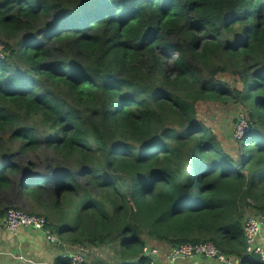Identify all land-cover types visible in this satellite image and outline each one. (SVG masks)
I'll return each instance as SVG.
<instances>
[{"label": "trees", "instance_id": "obj_1", "mask_svg": "<svg viewBox=\"0 0 264 264\" xmlns=\"http://www.w3.org/2000/svg\"><path fill=\"white\" fill-rule=\"evenodd\" d=\"M0 35V217L23 198L91 264H149V242L264 264L243 232L264 212V0H0ZM201 103L246 114L235 155ZM16 153L51 178L20 180Z\"/></svg>", "mask_w": 264, "mask_h": 264}, {"label": "built area", "instance_id": "obj_2", "mask_svg": "<svg viewBox=\"0 0 264 264\" xmlns=\"http://www.w3.org/2000/svg\"><path fill=\"white\" fill-rule=\"evenodd\" d=\"M0 47V60L4 58V50ZM249 130L246 114L238 113L233 128V135L238 140ZM4 224L6 230L15 235L21 228H31L41 231L45 234L46 241L54 248L59 249L58 259L61 261L68 260L70 264H91L89 258L90 251L84 247L70 246L64 239L58 237L46 228L47 220L44 216L38 214H30L19 208L9 207L4 216ZM263 223L260 217L248 216L243 225V232L246 242V252L248 254L259 255L264 260V232ZM142 254L148 258L150 263L155 264L154 259L159 256V249L146 244L143 247ZM0 255L8 256L15 264H48L39 261L22 252H0ZM209 258L220 264H238V261L232 257H227L211 243H202L196 245H179L168 250L167 260L174 264L179 260L191 259L193 257ZM11 264V263H6Z\"/></svg>", "mask_w": 264, "mask_h": 264}, {"label": "crops", "instance_id": "obj_3", "mask_svg": "<svg viewBox=\"0 0 264 264\" xmlns=\"http://www.w3.org/2000/svg\"><path fill=\"white\" fill-rule=\"evenodd\" d=\"M19 203L25 206L26 202L22 199H16ZM1 209V207H0ZM5 216V215H4ZM4 216L0 217V252H22L29 255L39 261L46 262L48 264H56L58 260L59 249L54 248L45 239V234L41 231H37L31 228H21L15 235L10 234L4 224ZM62 239H65L63 236ZM149 244L159 249V256L154 259L155 264H171L166 255L170 247L166 245H157L152 242ZM101 252V253H100ZM90 253L97 258L104 259V252L101 250H91ZM91 259V257L89 256ZM107 260V257L106 259ZM11 263L15 264L8 256L0 255V264ZM174 264H220L215 260L209 258L193 257L191 259L179 260Z\"/></svg>", "mask_w": 264, "mask_h": 264}, {"label": "rangeland", "instance_id": "obj_4", "mask_svg": "<svg viewBox=\"0 0 264 264\" xmlns=\"http://www.w3.org/2000/svg\"><path fill=\"white\" fill-rule=\"evenodd\" d=\"M4 44L5 43L3 42V36L0 35V47L2 49L1 53H3V50L5 49ZM168 58L169 60H171L170 59L171 57L169 54H168ZM240 112H243L241 108H234L232 106H220V105L212 104V103H201L198 106L197 116L199 120L204 122L207 127L213 130V132L218 136L220 143L222 147L224 148V150L229 152L231 155H235L236 152L238 151L237 149L238 143L236 142L238 139L235 138L233 135V128H234V121L238 113ZM15 157L17 159V162L19 163L29 162L30 160L35 162L32 168H29V167L22 168L21 173H20V180H24L26 178H33L34 176H38V175L44 179L51 178V175H49L48 169L43 163L38 162V157L36 155L27 156V155H22L20 153H16ZM17 187L19 186L15 185V187H13L10 193H6L4 195L6 197L11 198L10 195L12 194L13 197H16L14 195L17 192L16 190ZM21 199L24 200L23 198ZM18 208L27 212V208L23 209L22 203H19ZM35 211H36L35 213L38 214V210H35ZM104 259H105V256H104ZM111 259L114 260V257H112Z\"/></svg>", "mask_w": 264, "mask_h": 264}, {"label": "water", "instance_id": "obj_5", "mask_svg": "<svg viewBox=\"0 0 264 264\" xmlns=\"http://www.w3.org/2000/svg\"><path fill=\"white\" fill-rule=\"evenodd\" d=\"M235 122V121H234ZM260 220L262 223H264V212L262 213V215L260 216Z\"/></svg>", "mask_w": 264, "mask_h": 264}]
</instances>
